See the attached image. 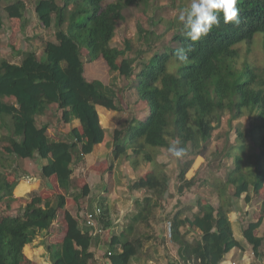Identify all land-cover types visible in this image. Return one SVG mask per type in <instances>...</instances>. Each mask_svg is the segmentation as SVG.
<instances>
[{
  "label": "trees",
  "instance_id": "trees-1",
  "mask_svg": "<svg viewBox=\"0 0 264 264\" xmlns=\"http://www.w3.org/2000/svg\"><path fill=\"white\" fill-rule=\"evenodd\" d=\"M135 1L36 2L39 20L46 27L54 23L57 28L56 41L46 42L41 58L35 52H28L21 63L3 61L1 64L0 129L7 128V133L0 136L1 149L9 156L18 155L21 150L30 158L46 159L41 177L47 180L56 176L58 186L79 205L80 198L89 194L88 185L85 184L80 193L74 191L78 188L72 176L71 162L55 158L53 138L37 123L47 116L53 105L64 125L78 119L81 137L68 141L69 152L76 161H81L95 144L103 142L106 131L97 106L121 110V95L128 88L118 86L115 80L107 84L85 77L86 60L82 47L88 48L90 62L103 57L110 73L117 75L114 79H128L129 87L136 88L140 100L149 108L145 119L137 120L136 124L133 122L129 128L132 118L114 130L110 169L115 167L118 158H135V166L132 161H126L134 168L138 167V158L145 164L157 163L154 169L131 180L129 189L141 191L143 195L136 202V213L128 225L112 236L109 242L111 254L106 257L110 264H129L122 249L132 245L135 248L133 259L138 264H145L146 259L159 262L163 237L161 241L157 240L158 236L153 238L156 244H162L148 250L146 243L151 241L152 235L147 234L146 229L152 228L156 209L161 208L170 195L171 178L164 169L165 164L158 162V154L176 141H179L177 147L187 150L183 157L177 158V192L183 195L197 181L195 176L188 179L187 172L197 156L208 152L215 131L222 127L223 117L228 115V130L234 127L235 120H239L235 127V144H227L228 131L224 144L214 152L233 158V167L225 178L210 183L214 188L211 196L216 199L199 197L192 203L179 205L167 219L172 222L171 241L178 246L177 259L168 264H222L226 253L240 247L229 219L232 209L231 201L227 202L226 198L229 190L233 191V198L244 195L250 201L264 189V64L238 62L243 52L249 54L260 33L264 44V0H237L239 23L224 24L221 19L219 27L214 26L194 45L182 34L181 26L173 35L174 45L154 50L151 43L155 33L147 31L144 35L147 48L137 49L132 57L127 54L134 48L130 40H125L123 49L111 46V40L116 24L124 19V8ZM17 4H9L6 10L9 16L23 19L25 6ZM3 25L4 19L0 17V28ZM244 47L246 51H243ZM181 48L188 57L184 62L173 55ZM151 52L152 55L145 58ZM7 96L12 99L5 101ZM245 116L246 125L241 120ZM102 119L104 121L105 117ZM127 128L128 138L121 143ZM217 136L218 140L223 138V134ZM149 146L154 150H148ZM12 187L7 170L0 169V205L6 203ZM31 201L22 216L13 220L0 216V264H35L26 256L24 248L33 240L37 229L50 228L60 211L64 212L66 233L59 244L46 242L51 263H95L94 253L88 250L93 237L81 226L84 211L81 210L77 217L66 209L63 194L50 198L34 195ZM101 207L106 219L108 208ZM261 222L262 219L251 223L245 231L251 236L255 253L262 239L251 234Z\"/></svg>",
  "mask_w": 264,
  "mask_h": 264
},
{
  "label": "rangeland",
  "instance_id": "rangeland-1",
  "mask_svg": "<svg viewBox=\"0 0 264 264\" xmlns=\"http://www.w3.org/2000/svg\"><path fill=\"white\" fill-rule=\"evenodd\" d=\"M38 0H3L2 5L0 7V17L4 19V25L0 28V66L3 63V61H9L13 63H21L23 58L28 52H35L36 55L41 58L44 55V49L46 42L48 41H56L55 32L57 31V28L55 27L54 23L51 27H46L44 24L39 20L37 17V14L35 12V5ZM58 4H63L64 0H55ZM22 3L25 6L24 11V18L20 19L18 17H12L9 16L6 7L9 4L14 3ZM190 0H136L133 4L128 5L124 8L123 14L124 19L119 21L116 24L115 29V36L111 40V46L119 49H123L125 47V40H130L133 44V50L131 52H128V56L135 57V51L139 48H147V45L145 43L144 35L147 31H153L155 35L152 37V48L154 50L156 49H163L166 45H174L173 43V35L175 32L179 30L181 25L177 21V15L181 8L188 5ZM75 3V0H74ZM18 5V4H17ZM14 7V6H13ZM15 8V7H14ZM70 8H73V5L70 6ZM69 20V17L67 19V22ZM262 33L258 34L253 41L254 45L252 46L249 54H246L245 52L242 53L241 57L238 59L239 63H243L245 61L256 63L257 65H263L264 64V44L263 41L261 42L262 38L260 36ZM245 45V43H244ZM152 49V51H153ZM247 48L244 47L243 51H246ZM82 54L85 57L86 60V71L93 74L91 75L94 78L102 80L104 83L112 84V82L115 80L118 86H126L128 87L124 94L121 95V106L124 110L120 117L122 116L123 119H127L128 113L127 109L130 110L134 109V102L137 96L136 90L129 87V80L125 79L123 77H120L118 79H114L115 75H112L109 71V66L105 62L103 57H98L97 59L90 62V54L87 47H82ZM152 55L151 53H147L145 58L150 57ZM135 63V62H134ZM136 65V64H135ZM100 67L99 69H94L93 67ZM12 99V98H11ZM9 98H5V101L11 100ZM144 104L148 105L144 102ZM131 111V110H130ZM133 111V110H132ZM133 115H130L128 117V120H130ZM131 117V118H130ZM228 115H225L223 117L222 127L215 131L213 139L211 141V144L209 145V150L205 155H199L195 158L193 165L189 169V171L186 174V177L188 179L192 177H196V184L191 188L187 189L183 195H181V205H185L188 203H192L196 201L199 197L206 198L210 200L212 197L211 191L214 189L211 187L210 183H213L215 180H223L227 174V171L233 167V158H227L222 153H215V150L217 147H220L224 144L226 140V132L230 131L228 136V142L227 144H235V127L239 123V120H235L233 122V128L229 129L228 126ZM138 119L134 118L130 124L134 123L136 124ZM242 123L246 125L248 122L247 117H243ZM41 123L45 122H52L54 127H56V130L58 132H65L67 133L69 126L67 124H63L59 120V114L56 110V106H50L48 110V114L46 117H43L40 119ZM134 122V123H133ZM128 129V128H127ZM7 133V128H1L0 129V136ZM64 133V134H65ZM223 134V138L217 139V135ZM129 135V129L125 132V138H122L121 143H124L128 138ZM2 140H0V169L5 168L9 175L21 177V178H27L29 176V172L32 173L34 170L35 174L40 175V167L39 163L36 160H32L31 163H28L29 160H26V163L22 161V159L18 158L17 156H9L6 155L3 150L1 149ZM148 150L152 151L154 148L151 146L147 147ZM158 162L165 164V171L170 176L171 181L170 185L172 189V192H170V195L165 199V204L162 205V207L156 209L155 211V220L157 223L161 222L164 224V222H167V219H169V216L174 212L175 206L168 205L172 200L178 198V192H177V186H178V179L177 175L179 172L178 168V162L177 158L172 156L168 150L162 149L161 154H158ZM124 163L127 160L132 161V165L135 166L136 162L135 158H128L124 159L121 158ZM157 163H146L143 159L138 158V168L133 171V178L130 176H125V171H118L117 173H114V168L110 169L109 165L105 166L104 173L105 176H110V181H108V184L104 182L103 180H100L99 177L95 178H89L92 185L97 184V188H100L102 186L100 185H107L109 184L114 188L118 190V195L127 196V194L131 193L132 191L129 189V185L126 186V183L130 179H135L141 176L143 173L154 169ZM130 165V164H129ZM29 166V167H28ZM200 166V167H199ZM134 168V167H133ZM100 172L103 171V169H98ZM100 174V173H99ZM41 176V175H40ZM74 176V183L77 185L78 189H75L74 191L81 192L84 182H86L84 178V170H79L76 173L73 174ZM99 176V175H98ZM101 176V175H100ZM113 177V178H112ZM88 179V178H87ZM105 179V178H104ZM43 183H45L46 179H43ZM48 180V179H47ZM120 182L123 183V185H120ZM105 187V186H104ZM103 188V187H102ZM112 189V192H113ZM98 191V189H97ZM137 192V191H136ZM46 196H42L40 193H34V194H28L29 199H31L34 195H40L43 198H50L54 197L56 194H60L59 191L55 190L54 192H50ZM78 193V194H79ZM130 195V194H129ZM256 199H260L264 197V191L261 195H256ZM115 198V197H114ZM214 198V197H212ZM227 202L230 200L231 203L234 204L233 200H237L235 197L233 198V191L229 190V193L227 195ZM216 199V198H215ZM120 200V199H119ZM214 200V199H213ZM229 201V202H230ZM24 202V200H20L15 205L19 206L21 203ZM101 200L99 198L95 199L94 197H86L83 196L80 198V204L77 205V212L85 211L92 209L93 204L102 206ZM238 203L239 207H242L243 202L241 199ZM7 203H3L0 205V216H2L3 213H5V207ZM77 204V202H76ZM120 204V202H119ZM16 206V207H17ZM110 205H107V207ZM178 206V205H177ZM121 207L125 208L127 207L126 204L122 205H113L111 206L110 210L108 208V213H112V217L115 218L117 216H122L124 213L121 211ZM241 212L245 213L246 211L244 208H241ZM61 216V221L64 222V212H59ZM76 215V214H75ZM171 218V217H170ZM158 219H160L158 221ZM169 221V220H168ZM105 225V223H104ZM63 227H59V230L56 235V238L49 239V237H45V244L46 242L52 243V244H59L61 242V237L63 235ZM52 230V229H51ZM51 230H48L47 233L44 235L46 236L51 232ZM167 230V228H166ZM143 231V229H142ZM157 237V236H156ZM106 240H109V237L106 238ZM158 241H160L159 238H157ZM56 242V243H54ZM148 243V242H147ZM146 243V244H147ZM155 241H149V247L146 249L150 250L149 248L157 246L162 244L161 242ZM105 244H108L106 242ZM108 247H103V249L107 252ZM109 250L111 249V246L109 245ZM123 255L126 257V259L130 262L134 261L133 255L135 254V248L132 245H127L125 249H122ZM104 254V253H103ZM103 256V255H102ZM146 264L148 263V259H146Z\"/></svg>",
  "mask_w": 264,
  "mask_h": 264
},
{
  "label": "crops",
  "instance_id": "crops-1",
  "mask_svg": "<svg viewBox=\"0 0 264 264\" xmlns=\"http://www.w3.org/2000/svg\"><path fill=\"white\" fill-rule=\"evenodd\" d=\"M106 62V61H105ZM91 73L86 71L85 66V77L88 80L97 79L92 77ZM136 90V88L134 89ZM137 96L135 99L134 109H127L128 117L130 115L132 118H136L138 120H143L146 118L149 112V108L142 102L139 98V94L136 91ZM6 98L11 99L12 97L7 96ZM123 108V107H122ZM133 110V111H132ZM97 111L99 113L100 122L102 124V127L106 131V137L105 140L101 143L95 144L91 150V152L85 154L83 156V159L81 161H76L74 155L69 152V142L73 137L77 139V136L81 137V130H80V121L78 119H74L71 123L67 124L70 125L67 133L65 132H58L56 130V127L52 124V122H45L46 124H43L41 122H38L37 125L40 128H45L50 136L54 140V146L56 148L55 158L58 159H67L71 162L72 168H73V174L76 173L79 170H84V178L86 182H84V185L87 184L89 187V194L86 197H94L95 199L99 198L101 200V205L105 206V208H111V206L115 205H122L126 204L127 207L123 208L121 207V211L124 213L122 216H117L115 218L112 217L111 212L106 213V219L104 218L103 222L105 223L106 232L102 235L97 236L92 240L90 243L88 250L92 251L95 255V263L94 264H110V261L106 257V251L103 249V247L109 248V242L114 235H118L123 231V229L128 225L130 222L131 217L136 213V202L142 198L143 193L141 191H132L131 193L127 194V196H122L121 194L118 195V190L116 188L113 189V187L109 184L107 185H100L102 187L97 188V184L92 185L90 182L91 178L99 177L100 180H103L108 184V181H110V176H105V166L110 165L111 157L113 154V132L116 128L120 127L121 125H124L128 121L127 119H123L122 116L120 117L121 113L124 111L123 109L118 111L109 110L106 107L102 105L97 106ZM102 117H105V120L103 121ZM130 117V118H131ZM131 118V119H132ZM65 133V134H64ZM76 134V135H74ZM74 135V136H73ZM20 149V148H19ZM17 156L18 158L22 159L26 163V160L31 163L32 160H36L40 167V171L42 167L47 163L46 159H41L37 156L34 158H30L24 154L21 150H19ZM130 163H124V161L121 158H118L115 160V167H114V173L118 172L119 170L125 171V176H130V178H133V171L137 170V168H133V166L129 165ZM29 167V166H28ZM200 167V166H199ZM98 169H103L102 172H100ZM100 173V174H99ZM72 174V176H73ZM99 175V176H98ZM101 175V176H100ZM74 177V176H73ZM10 182H12V190L9 196L6 198L7 205H10V208L5 207V213L2 215H5L12 220L24 215L27 206H29L32 201L29 199L28 194H34V193H40L42 196H46L50 192H54L57 190L60 194L65 195V203H66V209L71 211L73 214H76L77 217H79L78 210H77V204L76 201L73 198H69L66 195V192L64 189L60 188L58 186L57 178L56 176L50 177L48 180L43 183L42 177L38 174L34 173V170L32 173L29 172V176L27 178H21L9 175ZM88 178V179H87ZM90 178V179H89ZM105 178V179H104ZM113 178V177H112ZM137 179V177L135 178ZM128 180L126 183V186H128L131 182ZM120 185H123V183L120 182ZM105 186V187H104ZM171 188V185H170ZM98 189V191H97ZM113 189V192H112ZM264 189H262L259 192V195L263 193ZM170 192H172V189H170ZM115 197V198H114ZM182 196L179 194L178 198L172 200L168 205L175 206V209L181 205V198ZM120 199V200H119ZM215 199V198H214ZM237 200H233L234 204L232 203V209L229 213V219L232 223V228L234 232L235 238L239 241L240 247H235L231 249L228 253L225 254L224 260L222 261V264H264V197L260 199H256V197H252L250 201H247L245 199V196L243 195L241 198H236ZM243 202L242 207H239L238 203L239 200ZM20 200H24V202L21 203V205L17 206L15 203H17ZM120 202V204H119ZM165 204V203H164ZM107 205H110L107 207ZM178 205V206H177ZM17 206V207H16ZM95 205L93 204L92 207ZM241 208H244L246 211L245 213L241 212ZM83 219V218H82ZM82 219L81 224H82ZM260 219H262L261 225L257 228H255L252 231L253 237H259L262 239L261 246L259 247L257 253H255L253 248V243L251 241L250 234H246L245 231L249 227L251 223H256ZM160 219H158L159 221ZM152 228H147L148 230L147 234L152 235V239L158 236L160 238V241L163 237L164 243L159 247L160 251V257L159 262H154L150 260L147 264H168V262L176 260L177 259V249L178 246L171 241V238L167 236V230H166V221L164 224L161 222L157 223L155 220L151 221ZM59 227H63V235L61 237V241L63 240L65 233H66V222L61 221V216L58 214L57 218L54 220L52 225L49 229H43L39 230L37 229L34 235L33 240L28 243L24 248V253L26 256L33 261L35 264H52L47 250H46V244H45V237H49V239L56 238V235L59 230ZM52 229V230H51ZM48 230H51L49 234L46 236L44 235L47 233ZM109 237V240H106V238ZM190 237H194L190 235ZM108 242V244H105ZM56 243V242H54ZM149 242L146 244V247H149ZM107 250L109 251V249ZM111 250V249H110ZM152 252H155L153 248L151 249ZM104 253V254H103ZM168 254V255H167ZM103 255V256H102ZM129 264H138L136 260L129 262ZM144 264V263H143ZM146 264V263H145Z\"/></svg>",
  "mask_w": 264,
  "mask_h": 264
},
{
  "label": "clouds",
  "instance_id": "clouds-1",
  "mask_svg": "<svg viewBox=\"0 0 264 264\" xmlns=\"http://www.w3.org/2000/svg\"><path fill=\"white\" fill-rule=\"evenodd\" d=\"M238 12L237 0H190L187 6L179 10L177 21L182 26V34L194 45L202 36H207L214 26L219 27L221 19L224 24H238ZM189 50H192V45H189ZM173 55L180 62L188 59L182 48ZM178 143L179 141L170 144L168 152L181 158L187 150L177 147Z\"/></svg>",
  "mask_w": 264,
  "mask_h": 264
},
{
  "label": "built area",
  "instance_id": "built-area-1",
  "mask_svg": "<svg viewBox=\"0 0 264 264\" xmlns=\"http://www.w3.org/2000/svg\"><path fill=\"white\" fill-rule=\"evenodd\" d=\"M103 209L101 206L96 205L92 209L85 210L83 212V219L81 226L84 229H88L91 236L96 238L99 235L104 234L107 230L105 228L104 222H103ZM166 228H167V236L169 238L172 237V222L167 221L166 222ZM111 250L106 252V255H110Z\"/></svg>",
  "mask_w": 264,
  "mask_h": 264
}]
</instances>
